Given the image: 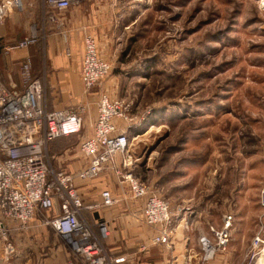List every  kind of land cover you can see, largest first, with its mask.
<instances>
[{"label":"rangeland","instance_id":"374dc122","mask_svg":"<svg viewBox=\"0 0 264 264\" xmlns=\"http://www.w3.org/2000/svg\"><path fill=\"white\" fill-rule=\"evenodd\" d=\"M72 7L59 14L62 22ZM101 9L99 27L102 22L104 27L97 33L99 49L112 68L91 92H85L83 85L81 91L74 89L80 75L73 72L66 76L71 91H50L52 100L66 104L61 109L80 110L84 118L79 135L60 137L48 146L52 168L75 174L84 166L78 143L88 121L97 115L99 92L108 90L112 98L130 104L132 119L121 122L130 138L128 152L134 163L129 169L150 192L181 202L176 205L198 209L210 197V230L218 228L216 217L223 208L228 215L238 211L234 203L243 194L258 227L242 240L250 243L242 264H264V252L253 247L257 236L264 241L260 220L264 209L256 205L264 186V164L256 159L264 154V0H109V4L104 0ZM12 24L24 30L23 36L37 27L38 50L58 30L42 0H24L23 9L13 8L4 21L8 33ZM117 159L94 179L80 181L77 187L85 203L97 202L110 180L120 182L118 195L131 196L115 172L119 155ZM240 179L246 181L245 187ZM47 212L38 213L37 219L60 213L58 205ZM102 212L84 211L83 217L93 225L92 219ZM34 221L24 230L14 224L11 241L18 236L12 242L21 255L17 264L29 258L27 264H77L53 227Z\"/></svg>","mask_w":264,"mask_h":264},{"label":"built area","instance_id":"2783aa9c","mask_svg":"<svg viewBox=\"0 0 264 264\" xmlns=\"http://www.w3.org/2000/svg\"><path fill=\"white\" fill-rule=\"evenodd\" d=\"M84 0H42L50 21L62 23L59 14ZM24 0H0V29L7 15L16 8L21 10ZM39 41L38 28L33 26L29 33L15 45L4 49L9 58L13 49H25ZM111 64L100 55L94 36L84 37V53L80 78L85 92L102 84L109 75ZM22 87L8 86L0 76V240L8 253H14L11 241L14 224L23 230L38 213L50 211L58 205L59 214L50 215L44 223L49 224L64 239L75 255L77 264H124L126 256L111 254L93 225L83 217V212L113 207L117 200L111 190L101 193V200L86 204L77 187V180L87 181L100 175L109 165L119 162L115 172L126 184L131 197L143 200L144 223L157 228L153 242L169 243L174 232V218L170 203L162 196L150 192L148 185L131 169L133 159L128 148L130 138L121 122L132 119L130 104L124 99L99 92L98 112L90 136H83L78 147L84 158V166L77 172L55 170L49 163L48 146L60 137L79 135L84 125L80 110L54 109L46 106V76H36L31 57L21 65ZM260 204L264 208V186L260 193ZM189 222L186 220V225ZM233 220L225 215L222 226L211 227L210 236L201 237L200 259L211 260L230 243ZM103 237L110 230L106 221H99ZM254 250L264 252V241L255 238ZM257 251L254 252V256Z\"/></svg>","mask_w":264,"mask_h":264},{"label":"crops","instance_id":"0c3cea01","mask_svg":"<svg viewBox=\"0 0 264 264\" xmlns=\"http://www.w3.org/2000/svg\"><path fill=\"white\" fill-rule=\"evenodd\" d=\"M84 0L83 2H85ZM104 0H87L80 6H73L70 15L63 20L59 16L62 23L57 24L58 30L49 34V41L44 44L41 50H38L37 44L25 49H13L9 58L3 56L4 45H15L18 40L22 39L24 30H17L14 24L10 26V32H7L6 25L0 29V49L4 57L0 60V76L5 84L8 86L22 87L20 70L21 65L26 57H31L33 62V72L36 76H46V88L49 83V98L46 102L47 109H61L65 107L64 101L52 100L50 91L61 88L64 92L71 91V86L67 84L66 76L72 72L80 75V68L82 64V57L84 53V37L90 34L95 37L99 49V40L97 33L104 27L103 22L99 27L100 19L103 21V10L101 9ZM109 4V0H106ZM99 7V9H97ZM71 9V8H70ZM69 10V9H68ZM12 23L17 22L15 15L11 18ZM62 25V26H60ZM66 25V26H65ZM66 28H65V27ZM66 50L68 51L66 53ZM100 52V49H99ZM103 59L109 62L105 55L101 54ZM49 77V78H48ZM80 84V85H79ZM74 89L82 90L80 78H77V87ZM53 90V91H54ZM108 93V90H105ZM55 95V92L54 94ZM56 101V102H55ZM96 118V117H95ZM88 121L85 136H90L93 131L95 122ZM257 162L264 164V154L259 158L256 156ZM118 160V159H117ZM258 170V168H255ZM255 169H251L254 171ZM264 176V175H263ZM264 180V179H263ZM240 185L245 187L247 185L245 180H239ZM82 182V181H81ZM120 182L109 181V190L114 194L117 202L113 207L107 208L105 213L101 209L94 212H102L100 218L97 216L93 221L96 232L103 239L108 251L114 256H126L127 262L124 264H242L247 257V251H250V243L242 240L246 235H250L252 230L257 229V216L250 212L245 207L244 195L238 197V201L234 203V207L238 210L232 216L233 226L231 228L230 243L227 248L219 253L211 260L203 262L200 259L201 244L198 238L201 234L210 235V197H207V202H203L201 206L176 205L177 203L172 196H168L167 201L170 203L172 215L174 218V232L171 235L169 243H155L153 242L154 235L157 233V228L146 225L143 220L142 208L143 200H137L129 196L124 197L118 195L122 190ZM77 186H80V181L77 180ZM119 187V188H118ZM82 192L84 190L81 189ZM102 193V192H101ZM101 193L97 202L101 200ZM81 194V193H80ZM84 195V194H82ZM81 195V196H82ZM133 204V210L130 208L129 202ZM190 199L184 200L183 203L189 202ZM93 202H87L91 204ZM218 201V205L220 204ZM257 207L261 208L260 199L257 200ZM224 204V199H223ZM103 209V208H102ZM262 209H264L262 207ZM89 210L86 209L85 212ZM92 211V210H90ZM219 211V208H218ZM225 208L217 214V225L222 226V220L225 215ZM48 213V212H47ZM50 213V212H49ZM92 216V212H89ZM35 217V223H40L45 220H40ZM91 220V219H89ZM106 221L110 230L108 237H103L98 227L99 221ZM186 220L189 224L186 225ZM260 220L264 222V218L260 215ZM42 224V223H41ZM142 224V225H140ZM264 226V225H263ZM14 237V234H13ZM18 237L12 238L16 241ZM201 240V238H200ZM13 244V242H12ZM14 245V244H13ZM16 246H14L15 249ZM5 245L0 240V264H17V260L21 255L14 250V253L9 256L6 254ZM249 249V250H248ZM31 259L27 260L29 262ZM262 260V259H261ZM27 262L25 264H27ZM256 262L255 264H257Z\"/></svg>","mask_w":264,"mask_h":264}]
</instances>
